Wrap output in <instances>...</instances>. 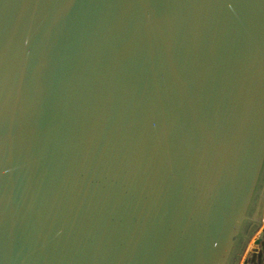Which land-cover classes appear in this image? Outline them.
Returning <instances> with one entry per match:
<instances>
[{"label":"water","instance_id":"95a60500","mask_svg":"<svg viewBox=\"0 0 264 264\" xmlns=\"http://www.w3.org/2000/svg\"><path fill=\"white\" fill-rule=\"evenodd\" d=\"M0 264H264V0H0Z\"/></svg>","mask_w":264,"mask_h":264}]
</instances>
